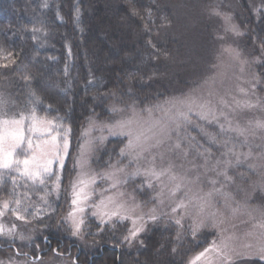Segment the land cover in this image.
Instances as JSON below:
<instances>
[{
	"label": "rangeland",
	"instance_id": "1",
	"mask_svg": "<svg viewBox=\"0 0 264 264\" xmlns=\"http://www.w3.org/2000/svg\"><path fill=\"white\" fill-rule=\"evenodd\" d=\"M38 1L45 9L46 0ZM236 5L224 0L204 9L209 33L184 39L175 67L181 80L169 93L143 104L111 93L109 116L88 117L75 141L61 116L43 108L32 89L25 100L11 83H0V132L2 121L23 118L33 147L25 146L23 155L17 149L13 158L28 159L29 171L44 179L33 184L0 169V264H93L104 248L94 242L98 235L125 227L122 242L134 248L157 225L176 229L179 242L214 233L187 264L264 262V52L239 23ZM251 6L258 14L260 7L253 1ZM247 37L255 41L248 44ZM4 58L0 53V64ZM115 139L123 141L116 153L109 147ZM12 143L0 149L10 151ZM57 155L63 168L53 163L52 175L44 176L38 165ZM80 188L81 202L74 204ZM53 197L63 198L57 228L66 241L60 246L32 222L53 210ZM213 247L215 252L207 251Z\"/></svg>",
	"mask_w": 264,
	"mask_h": 264
},
{
	"label": "trees",
	"instance_id": "2",
	"mask_svg": "<svg viewBox=\"0 0 264 264\" xmlns=\"http://www.w3.org/2000/svg\"><path fill=\"white\" fill-rule=\"evenodd\" d=\"M216 1L224 0H46L42 9L38 0H0V53L5 56L0 83H11L25 100L26 89H32L43 108L61 116L75 141L88 117L109 116L111 93L140 104L169 93L181 80L175 67L184 39L209 33L203 11ZM251 1L260 7L258 14ZM234 2L239 23L254 33L264 52V0ZM122 145L115 139L109 147L116 153ZM57 199L50 198L56 202L48 205L50 213L32 222L60 246L66 238L57 228L63 198ZM125 232L118 227L98 235L94 242L104 248L96 251L93 264H187L214 237L205 232L179 242L176 229L157 225L141 236V245L129 248L122 242Z\"/></svg>",
	"mask_w": 264,
	"mask_h": 264
},
{
	"label": "snow or ice",
	"instance_id": "3",
	"mask_svg": "<svg viewBox=\"0 0 264 264\" xmlns=\"http://www.w3.org/2000/svg\"><path fill=\"white\" fill-rule=\"evenodd\" d=\"M7 59V57H6ZM6 66V65H5ZM33 119H35L33 117ZM23 118L20 119H15L12 121L9 120H4L2 121V132H0V144H6L9 140H11L12 143V148L10 151H3L2 149H0V153H2V155H0V169H3L5 171H13V172H18V175L21 177H25L28 180H30L33 184H36L37 181H39V183L41 185H43L44 183V179L41 177V174L38 172H30L29 171V163L30 161L28 159H24V160H19V159H14L13 157L16 154V150L20 149V154L23 155L24 154V147L26 146L27 149H32L33 144L32 141L30 139H26L25 137V132L23 129ZM124 127H127V124L124 125ZM29 133H34V134H39V135H45V133H39V130H35L34 129H28ZM123 135H131V133H121ZM85 135H87V133H85ZM137 142L140 140V137L137 136L136 137ZM36 147H39V145H37ZM129 148H133L134 145L132 143L129 144L128 146ZM177 148L179 147V145L176 146ZM63 149H64V153L65 156L67 154V150H68V144L67 142L64 143L63 145ZM126 153H121V155H125ZM36 160V157L33 156L32 157V161L34 162ZM53 163H57L59 168H63V164H64V159L60 158L59 155H57L56 160L55 161H48L46 164L43 165H38V167L43 169V175L44 176H51V167ZM23 166V171L19 170L20 166ZM165 175H167V173H164ZM157 180L160 179L159 175H156L155 177ZM91 183H95V180L91 181ZM88 185L86 184L85 187H87ZM151 186V185H149ZM179 190V185H177V191ZM84 193V188H80V191L78 193H76V197L73 201L74 204H78L80 203V196ZM173 195H175L176 193L173 192ZM4 209L7 210L8 209V204L5 203L3 205ZM180 207H185V205L181 204ZM82 210V209H81ZM75 215V214H73ZM16 219H20L19 216L16 217ZM76 231L79 232V226H77ZM138 235V233H134L133 236L131 237L132 239L135 238V236ZM208 252H215V247H213L212 249H208ZM262 251H264V249H262ZM207 255V252L203 253L201 255V257H197V261H199L202 256ZM217 255H219V253H217ZM193 264H196V261L193 262ZM230 264V262H229Z\"/></svg>",
	"mask_w": 264,
	"mask_h": 264
}]
</instances>
